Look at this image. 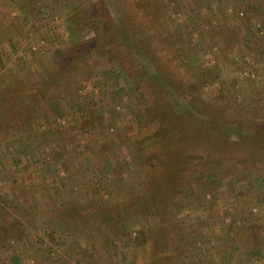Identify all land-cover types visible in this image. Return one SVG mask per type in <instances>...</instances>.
I'll list each match as a JSON object with an SVG mask.
<instances>
[{
  "label": "rangeland",
  "instance_id": "1",
  "mask_svg": "<svg viewBox=\"0 0 264 264\" xmlns=\"http://www.w3.org/2000/svg\"><path fill=\"white\" fill-rule=\"evenodd\" d=\"M0 264H264V0H0Z\"/></svg>",
  "mask_w": 264,
  "mask_h": 264
}]
</instances>
